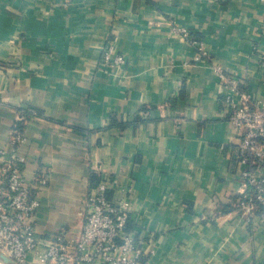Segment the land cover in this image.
Segmentation results:
<instances>
[{
  "label": "crops",
  "instance_id": "0c3cea01",
  "mask_svg": "<svg viewBox=\"0 0 264 264\" xmlns=\"http://www.w3.org/2000/svg\"><path fill=\"white\" fill-rule=\"evenodd\" d=\"M109 40L127 60L117 70L101 65ZM263 56L264 0L0 1V147L39 112L18 124L26 177L50 174L40 236L77 239L103 176L154 264H264V218L236 210L239 141L218 74L264 101Z\"/></svg>",
  "mask_w": 264,
  "mask_h": 264
},
{
  "label": "built area",
  "instance_id": "2783aa9c",
  "mask_svg": "<svg viewBox=\"0 0 264 264\" xmlns=\"http://www.w3.org/2000/svg\"><path fill=\"white\" fill-rule=\"evenodd\" d=\"M176 31L203 51L201 40L191 30L176 27ZM126 64L115 40H109L102 67L117 70ZM218 74L229 92L224 102L239 141L240 187L236 210L248 220L259 212L264 218V101L244 89L236 75L219 67ZM27 115L37 118L39 112L28 109L17 118L18 123L26 122ZM18 123L11 131L8 148L0 147V255L13 264H30L32 258L39 264H154V253L146 250L144 241L138 240L131 229L130 201L115 203L109 199L103 176L87 201L85 223L77 239H68L64 234L49 239L40 236L36 226L40 209L38 192L48 185L50 174L42 169L34 180L26 177L28 159L21 155L20 147L27 134ZM0 264L6 263L0 259Z\"/></svg>",
  "mask_w": 264,
  "mask_h": 264
},
{
  "label": "water",
  "instance_id": "95a60500",
  "mask_svg": "<svg viewBox=\"0 0 264 264\" xmlns=\"http://www.w3.org/2000/svg\"><path fill=\"white\" fill-rule=\"evenodd\" d=\"M0 259H2L6 264H13V261L0 255Z\"/></svg>",
  "mask_w": 264,
  "mask_h": 264
}]
</instances>
